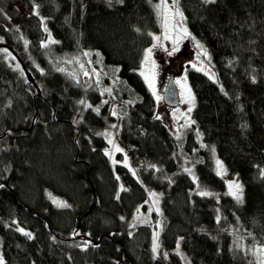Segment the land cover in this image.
I'll list each match as a JSON object with an SVG mask.
<instances>
[{
  "label": "trees",
  "instance_id": "16d2710c",
  "mask_svg": "<svg viewBox=\"0 0 264 264\" xmlns=\"http://www.w3.org/2000/svg\"><path fill=\"white\" fill-rule=\"evenodd\" d=\"M157 1L0 0V42L42 94L0 48V264H182L164 256L178 244L193 264H254L244 244L264 246V0L178 1L213 74L189 69L195 106L181 131L157 117L140 74ZM84 51L119 66L116 139L137 176L105 154L97 89L56 71ZM147 190L161 193L158 255L152 227L131 228Z\"/></svg>",
  "mask_w": 264,
  "mask_h": 264
},
{
  "label": "rangeland",
  "instance_id": "374dc122",
  "mask_svg": "<svg viewBox=\"0 0 264 264\" xmlns=\"http://www.w3.org/2000/svg\"><path fill=\"white\" fill-rule=\"evenodd\" d=\"M179 0H158L155 3V12L160 22V32L153 35V40L146 50L140 74L147 83L149 89L155 95L158 103L157 117L163 121L173 131H181L182 128L190 123L192 111L195 106V97L191 88L188 71L195 69L212 74L209 54L206 49L189 32L184 14L178 6ZM14 26V25H13ZM47 45L51 46L54 42L53 36L49 31L46 32ZM199 45V46H198ZM151 54L148 55V50ZM56 71L65 74L75 83L86 84L88 88H96L101 96L100 103L93 106L97 111L100 107L107 106L111 120L109 126L102 132L103 138L107 142L105 154L113 166L121 164L128 168L134 176H137L136 168L131 164L127 154L128 146L121 144L116 139V131L119 123V99L121 93L115 94L120 87L118 83L119 66L108 65L100 52L84 51L81 54L59 58L56 62ZM171 71L174 74V82L178 91L180 105L170 107L164 103L163 92L169 80ZM120 82V79H119ZM88 104H85L87 108ZM217 161L222 168L217 170ZM215 171L227 177V169L223 160L216 157L214 160ZM192 177L197 180L196 174ZM229 185H233L232 188ZM235 185L240 184L236 180L228 181V191L234 195L240 194ZM148 198L145 206L139 207L131 228L141 225L152 227L153 252L158 255L160 232L163 228L161 193L156 190H147ZM24 230V229H20ZM237 239V237H236ZM238 247L244 248L249 254L250 260L254 264H264V246L253 245L247 247L242 241L236 242ZM180 257L182 264H193L190 256L178 244L172 250L165 252V258H170L171 254ZM2 251L0 245V262Z\"/></svg>",
  "mask_w": 264,
  "mask_h": 264
},
{
  "label": "water",
  "instance_id": "95a60500",
  "mask_svg": "<svg viewBox=\"0 0 264 264\" xmlns=\"http://www.w3.org/2000/svg\"><path fill=\"white\" fill-rule=\"evenodd\" d=\"M0 48H4V49L10 51L11 54L17 59V61L21 65V68H22L27 80L33 85V87L35 89H37L38 95L41 96L42 95L41 90H40L38 84L36 83L34 76L30 72V70L28 69L27 65L24 63L22 58L18 55V53L11 46H9L5 43L0 42ZM163 100L167 106H171V107H176L180 104L178 92H177L176 85L174 82V75L170 76L169 81L165 87V90L163 92ZM108 237L111 238V236H108ZM101 239H102V237L100 238V240ZM96 242L98 243L99 241H96ZM124 260L127 261L126 256L124 257Z\"/></svg>",
  "mask_w": 264,
  "mask_h": 264
},
{
  "label": "snow or ice",
  "instance_id": "6c2138e0",
  "mask_svg": "<svg viewBox=\"0 0 264 264\" xmlns=\"http://www.w3.org/2000/svg\"><path fill=\"white\" fill-rule=\"evenodd\" d=\"M199 46V45H198ZM151 54V49H149L148 50V55H150ZM83 103V102H82ZM98 111V110H97ZM107 154V153H106ZM217 165H218V168H222V165L220 164V162L219 161H217ZM0 187H2V186H0ZM229 187L230 188H232L233 187V185H229ZM235 187L237 188V189H239V185H235ZM204 195H207V193H203ZM240 197L239 196H237V199H239ZM25 235H29L30 236V234H28V233H25Z\"/></svg>",
  "mask_w": 264,
  "mask_h": 264
},
{
  "label": "bare ground",
  "instance_id": "6f19581e",
  "mask_svg": "<svg viewBox=\"0 0 264 264\" xmlns=\"http://www.w3.org/2000/svg\"><path fill=\"white\" fill-rule=\"evenodd\" d=\"M10 52V51H9ZM11 53V52H10ZM12 55V54H11ZM19 55V54H18ZM20 56V55H19ZM12 57H14L13 55H12ZM21 57V56H20ZM15 58V57H14ZM15 60L17 61V59L15 58ZM23 60V59H22ZM18 62V61H17ZM19 63V62H18ZM25 63V62H24ZM19 65H20V63H19Z\"/></svg>",
  "mask_w": 264,
  "mask_h": 264
},
{
  "label": "flooded vegetation",
  "instance_id": "af4514ba",
  "mask_svg": "<svg viewBox=\"0 0 264 264\" xmlns=\"http://www.w3.org/2000/svg\"><path fill=\"white\" fill-rule=\"evenodd\" d=\"M171 73H172V71H171Z\"/></svg>",
  "mask_w": 264,
  "mask_h": 264
}]
</instances>
